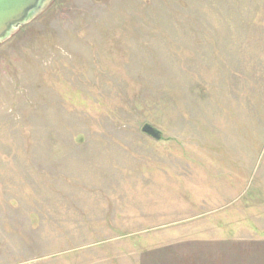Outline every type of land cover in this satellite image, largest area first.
Listing matches in <instances>:
<instances>
[{"label":"rangeland","instance_id":"1","mask_svg":"<svg viewBox=\"0 0 264 264\" xmlns=\"http://www.w3.org/2000/svg\"><path fill=\"white\" fill-rule=\"evenodd\" d=\"M259 252L264 0H54L0 44V264Z\"/></svg>","mask_w":264,"mask_h":264},{"label":"water","instance_id":"2","mask_svg":"<svg viewBox=\"0 0 264 264\" xmlns=\"http://www.w3.org/2000/svg\"><path fill=\"white\" fill-rule=\"evenodd\" d=\"M54 0H0V44L19 28L40 15ZM145 133L159 138L158 132L146 126Z\"/></svg>","mask_w":264,"mask_h":264},{"label":"crops","instance_id":"3","mask_svg":"<svg viewBox=\"0 0 264 264\" xmlns=\"http://www.w3.org/2000/svg\"><path fill=\"white\" fill-rule=\"evenodd\" d=\"M251 262H256V264H264V254L259 252L252 256Z\"/></svg>","mask_w":264,"mask_h":264}]
</instances>
